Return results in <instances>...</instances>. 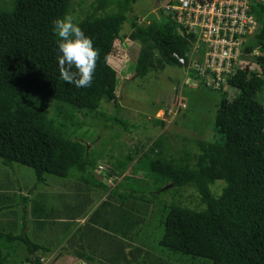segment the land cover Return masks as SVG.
Returning <instances> with one entry per match:
<instances>
[{
  "label": "trees",
  "instance_id": "16d2710c",
  "mask_svg": "<svg viewBox=\"0 0 264 264\" xmlns=\"http://www.w3.org/2000/svg\"><path fill=\"white\" fill-rule=\"evenodd\" d=\"M135 2L118 0L110 8L102 1L92 15L80 21L99 50L94 78L87 88H76L60 78L59 37L53 22L69 13L72 0H17L14 8L0 10V158L4 164L13 167L19 163L35 169L37 184L45 183L48 174L69 177L91 167L86 144L67 136L66 124L58 119H64L68 112L63 110L68 106L73 127H79L82 121L78 112L96 113L103 101L119 104L118 77L125 50L114 54L118 43L126 39L124 46L142 42L136 65L140 77L169 66L181 65L186 70L172 53L186 56L194 36L181 31L172 17L162 13L164 17L148 19L145 25L134 19L133 32L122 33ZM99 11L112 13L98 15ZM256 12L262 27L245 51L251 54L257 49L260 54L250 56V62L240 61L227 85L214 90L225 94L229 88L238 91L231 98L224 95L218 105L215 125L221 139L200 142L195 154L173 160L167 157L168 144H163L160 136L150 147L130 154L123 167L126 170L138 158L137 166L144 168L146 160L145 168L158 181L194 187L199 192L206 209L171 205L159 242L174 252L209 259L213 264H264V4L258 5ZM52 100L59 103L54 105L57 119L47 112ZM159 120L165 127L164 119ZM218 180L227 183L221 194L212 189ZM119 197L124 203L117 209L122 211L125 205L129 209L124 221L129 222L125 238L129 236L131 246L138 230L154 214V198L133 193ZM114 217L115 224H120L122 214ZM85 235L82 230V247ZM23 246L29 253L26 261L42 264V256L35 254L41 245L24 231L19 235L0 231V262H4V252L17 254ZM136 254L130 249L129 256L120 254L115 261L131 264ZM85 256L84 252L80 258Z\"/></svg>",
  "mask_w": 264,
  "mask_h": 264
},
{
  "label": "rangeland",
  "instance_id": "374dc122",
  "mask_svg": "<svg viewBox=\"0 0 264 264\" xmlns=\"http://www.w3.org/2000/svg\"><path fill=\"white\" fill-rule=\"evenodd\" d=\"M16 1L0 0V10L14 8ZM102 1L111 8L115 6L118 0H72L70 11L67 14H72L80 22L92 15ZM165 2L166 0H136L122 33L129 35L133 32L131 22L134 19H138L142 25H145L144 23L148 19H161V16L157 15L158 8ZM116 10L118 11L119 8ZM108 13L112 12L99 11L98 15ZM126 40L124 43H127ZM124 43H118L114 49V54L119 53L121 48L125 50L123 69L118 77L119 104L116 106L103 101L96 113L89 112L85 115L78 112L77 116L82 121L79 127H73L72 119L74 118L71 117V110L68 106L63 110L68 112L65 113L64 119H58L60 123L66 124L67 128L64 132L67 136L86 144L87 150L91 148L89 153L91 167L84 172L77 171L82 176V181L85 179L79 202L81 207L83 204V209L86 208L83 211V218L87 220L97 202L94 201L89 205L90 207H87L90 194L93 191L91 182L96 181L90 178V171L96 167L100 160L105 161L109 166H114L116 163L115 166L120 173L119 176H121L123 167L129 162L130 154L135 155L142 147H150L153 139L160 136L162 143L168 144L166 149L168 158L179 160L183 156L195 154L200 142L211 143L221 139L215 125L218 105L224 95L231 98L238 93L234 88H229L226 94L206 89L200 87L196 82L193 83L190 79V88L184 89L182 86L180 89L179 75L181 70L177 65L169 66L165 70L152 71L147 76L140 77L136 72V65L143 44L139 40L130 42V45L127 44V46H124ZM258 52L260 54V50ZM188 76L193 78V74ZM177 91V104L179 106L183 104L186 107H180L174 115L172 111H169V108H171L172 100L176 99ZM57 103V101H51L47 110L50 118H58L54 108ZM160 108L164 109L165 112L167 110L164 116L161 115L165 121L166 129L156 117ZM134 162L127 167L126 171H132L126 180L113 183V185H118L114 189V194L126 197L132 193L142 197L150 196L154 198V214L151 219L148 218L150 221L146 222L142 230H138L137 235L131 240V251L137 252L135 261H131V264H213L209 259L194 258L189 254L174 252L159 242L164 235V221L171 205H183L196 210L206 209V205L200 201L199 192L194 187L180 188L173 186L172 183L158 181L157 177L145 168L146 160L143 162L144 168L135 164L130 169L129 167ZM97 168L103 169L99 165ZM4 170L0 167V187H7L4 184L5 179H7V184L12 188V193H0V231L13 234H23L24 231L31 241L44 246V248L56 250L64 246L62 254L65 252L74 254V251L84 253L92 248V250H99L100 254L97 255L96 259L101 261L89 264H125L124 262L108 261L111 257L107 255V252L110 251L112 241L120 236L116 229L109 225L105 226L102 221L97 220L87 224L63 221L65 218L60 214V206L66 198L71 197L69 192L65 194L59 188L65 182V177L48 174L46 176L48 181L37 184L35 169L31 167L16 163L13 167ZM105 173L106 171L102 174L95 169L94 175L96 179L101 180L100 175L103 176ZM226 184V181L218 180L212 189L216 194H221L223 186ZM20 190L26 191L27 194L22 195ZM97 192L100 194L107 193L105 188H97ZM31 193L34 194L36 202L46 203V215L36 216L30 210L33 204L32 197L29 198L28 195ZM127 201L125 200V202ZM123 203V199H118L114 195L106 206L108 210L114 213H112L114 216L116 214L115 208ZM8 205L13 207L9 208ZM24 210L27 211V214ZM105 210L107 209L100 211L102 213ZM121 210H128V207L125 205ZM78 226H83V233L86 234L85 244L83 247L80 246L72 250L71 245L79 242V238L70 245H65V242L68 233L72 231L70 229ZM93 226L102 230L97 234L101 238V245H97L96 231ZM126 239L128 240V237ZM23 247L21 252L15 255L4 252L2 256L4 262H0V264H32L26 261L29 253L26 246ZM140 248H142L141 252ZM57 253L41 251L42 264H79L77 258L71 259L70 255L64 256V254L56 257ZM88 256V254L85 256V260H89ZM131 257L133 258V256Z\"/></svg>",
  "mask_w": 264,
  "mask_h": 264
},
{
  "label": "built area",
  "instance_id": "2783aa9c",
  "mask_svg": "<svg viewBox=\"0 0 264 264\" xmlns=\"http://www.w3.org/2000/svg\"><path fill=\"white\" fill-rule=\"evenodd\" d=\"M261 4L264 0H166L157 15L172 17L181 31L194 36L186 56L172 55L199 86L216 90L227 85L240 61L259 55L257 49L251 54L245 49L262 27L256 12Z\"/></svg>",
  "mask_w": 264,
  "mask_h": 264
},
{
  "label": "crops",
  "instance_id": "0c3cea01",
  "mask_svg": "<svg viewBox=\"0 0 264 264\" xmlns=\"http://www.w3.org/2000/svg\"><path fill=\"white\" fill-rule=\"evenodd\" d=\"M178 66H179V68L181 70V74L179 75V83H180L179 86H180V89H181L182 86L184 87V89H186V88L189 89L190 88L189 79L194 83L193 78L189 77L186 74V70H185L184 67H182L181 65H178ZM176 95H175V98L178 97V91H177ZM171 104L172 105H171V108H169V111H172L174 113V115H175L177 113V112H175V106L178 105V104H177V102L175 103L174 99L172 100ZM179 108H180V106L178 105V108H177L176 111H178ZM165 113H167V110L165 112L164 109L160 108L158 110V112H157L158 116H156V117L159 118V119H163L161 117V115L163 114V116H164ZM164 129H166V126L164 127ZM156 139L157 138H155L153 140L155 141ZM151 141H150V143H151ZM141 149H143V148H141ZM88 151L90 152L91 148H89ZM136 159H138V158H136ZM136 162L137 161H135L133 165H135ZM98 165H99V167H102L103 169L100 170V168H97ZM115 165H116V163L114 164V166H109L108 163L106 164L105 161L100 160L97 163L96 167L90 171V174H91L90 178L91 179L92 178L96 179V177L94 175L95 169H97L98 172H101L102 174H103L104 171H106V173L103 176H102V174L100 175L101 180L96 179L97 182L103 183V186H100L101 184L97 183L96 181L91 182V184L93 185L92 186V190L93 191L90 194L89 201H88L89 204H87V207H90L89 205L91 203H94V201H97V202L94 204L93 209L90 212V216L88 217V220L86 218H83V214H84L83 211L86 210V208L83 209V204H82V207H81V204L79 202L80 194H81L80 192L82 190V186H84L83 183L85 182V179L82 181V176L79 173H77V171H75V172H73V174L71 176L65 177L66 178L65 182L59 188H61L65 192V194H68V192H69V194L71 195V197L69 199L66 198V200L60 206V214L65 218V220H63V221H66L67 223L80 222L81 224H87L88 222H92L95 219L97 221H102V223L105 226L109 225L112 228H115V227L117 228L116 231H117V233L120 236L118 238H116V239H113L110 251L107 252V255L109 257H111V259H112V260L110 259L108 261L117 263L115 261V257L116 256H119L120 254L123 256L125 253L127 254V256H129V254H130V249H131L130 238H129V236H126V238L128 237V240L125 238L126 231L129 230V222L128 221L127 222L124 221L125 220L124 219L125 210L120 211L119 209H117V208H119V206H117L115 208V213L116 214L119 213L120 215L122 214V220H121L120 224H118V225L115 224L117 219L112 215L113 212L108 210L106 205H108L109 204V200L111 198H113L112 196H113V193H114V189L118 187L117 184L113 185V183L118 182V181H124L125 177L127 175L129 176V174L131 173L132 170H130V171L129 170L126 171L127 169L123 170L122 175L119 176L120 173L116 172L117 168H116ZM133 165H131V167H129V168L132 169ZM0 167L2 169L6 170V168H8V167L10 168L11 166H8V165L4 164L2 159H0ZM78 172H80V171H78ZM5 180L6 181H5L4 184L7 185V187H0V193L10 194V193H12L11 192L12 188H10L8 186L7 179H5ZM46 181H48L47 177H46ZM68 188H70V189L68 190ZM97 188H105L107 193H103V194L101 193L100 194V192H97ZM20 191H21L22 195L24 193H25V195L27 194L26 191H24V192L22 190H20ZM73 191H75V192L73 193ZM119 196L120 195L118 194V196H117L118 199L120 198ZM28 197L29 198L32 197L31 199H32V204L33 205L31 206L30 210H32V212L36 216H40V215L44 216V215L47 214V211H46L47 205H46L45 202H42V203L36 202L35 201L36 199H35L33 193L28 195ZM123 197H125V196H123ZM8 207L12 208L13 206L12 205H8ZM105 208L108 211L105 210V211H103L101 213L100 210L101 209H105ZM24 211H25V214H27V211L26 210H24ZM126 212L128 213L129 209ZM116 217L118 218V216H116ZM82 227L83 226H78V227L71 228L70 230H72V231H70L68 233V235H67L66 242H65L66 244L65 245H70L73 242H76V240H78V238H79V242H76V243L71 245V249L72 250L81 246L80 245V241H81L80 232L82 231ZM93 228L96 231L95 232V236H96L97 245H101V242H102L101 238H99L97 234H99V232H101L102 230L97 228V227H94V226H93ZM15 235H19V234H15ZM34 243H36V242H34ZM39 247H40V250L37 251V253H35L37 255H40L41 251L46 250L48 252H51L52 254H56L58 252L56 257H60V255H63V254H64V256L70 255L69 257L71 259L72 258H77L78 261H79V264H89V263H95V262L101 261L99 259L97 261V259H96L97 255L100 254V251L99 250H92L93 248L91 250L89 249L88 252H85L86 255L88 254L89 255L88 257H90V259L88 261V260L80 258V255L83 254L82 252L74 251V254H71V252L70 253L69 252L68 253L65 252V253L62 254L64 246H61V247H59L56 250H53V249H50V248H46V247L44 248V246H42V245L39 246ZM61 258H63V257H61Z\"/></svg>",
  "mask_w": 264,
  "mask_h": 264
},
{
  "label": "clouds",
  "instance_id": "9594fccd",
  "mask_svg": "<svg viewBox=\"0 0 264 264\" xmlns=\"http://www.w3.org/2000/svg\"><path fill=\"white\" fill-rule=\"evenodd\" d=\"M53 29L59 37L57 44L60 78L68 84H74L76 88L90 87L99 55L93 38L85 33L72 14L56 18Z\"/></svg>",
  "mask_w": 264,
  "mask_h": 264
},
{
  "label": "water",
  "instance_id": "95a60500",
  "mask_svg": "<svg viewBox=\"0 0 264 264\" xmlns=\"http://www.w3.org/2000/svg\"><path fill=\"white\" fill-rule=\"evenodd\" d=\"M176 96H177V95H176ZM176 98H177V97H176ZM176 100H177V99H175V103H176ZM177 108H178V105L175 106V112H176Z\"/></svg>",
  "mask_w": 264,
  "mask_h": 264
}]
</instances>
